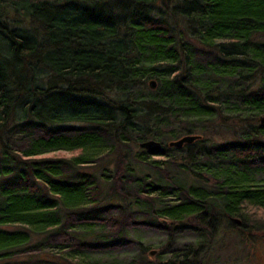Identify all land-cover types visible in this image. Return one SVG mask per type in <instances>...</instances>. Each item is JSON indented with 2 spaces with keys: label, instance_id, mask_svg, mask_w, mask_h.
I'll return each mask as SVG.
<instances>
[{
  "label": "trees",
  "instance_id": "obj_1",
  "mask_svg": "<svg viewBox=\"0 0 264 264\" xmlns=\"http://www.w3.org/2000/svg\"><path fill=\"white\" fill-rule=\"evenodd\" d=\"M262 38L264 0H0V264H207L220 224L263 231Z\"/></svg>",
  "mask_w": 264,
  "mask_h": 264
},
{
  "label": "rangeland",
  "instance_id": "obj_2",
  "mask_svg": "<svg viewBox=\"0 0 264 264\" xmlns=\"http://www.w3.org/2000/svg\"><path fill=\"white\" fill-rule=\"evenodd\" d=\"M176 26H186L185 22L178 19ZM188 35V34H187ZM184 40V37H183ZM264 41V38H262ZM187 43V40H184ZM212 55H205V59L211 58ZM233 135L229 128H223L219 130L217 140H227L232 139ZM139 220V218H138ZM141 220V219H140ZM264 222V219L260 220ZM229 228V230H227ZM264 228V226H263ZM237 229L231 227L226 223H222L218 227V234L215 238H212V243L209 244L207 249L208 253L202 255L199 253L198 256L204 257V262L207 264H264V229L263 231L251 230L245 234L243 239L239 238L237 235ZM127 236L132 240H137L141 242V245L146 248L145 255L150 257L149 254L155 251L156 254L161 248V244L165 242L166 236L162 233H157L153 230L146 228H136L131 229ZM179 246H184L185 250L192 245L196 240V236L189 234V231L181 233ZM254 240L255 242H250ZM221 243V245L218 244ZM195 243V242H194ZM148 247V248H147ZM140 250L134 248L130 250V253H138ZM156 254L152 257V261L156 262Z\"/></svg>",
  "mask_w": 264,
  "mask_h": 264
},
{
  "label": "water",
  "instance_id": "obj_3",
  "mask_svg": "<svg viewBox=\"0 0 264 264\" xmlns=\"http://www.w3.org/2000/svg\"><path fill=\"white\" fill-rule=\"evenodd\" d=\"M149 88L152 90H154L156 88L155 81L149 82ZM259 122H260V124L264 125V117H260ZM198 139H199L198 136L186 135V136H183L176 141L169 143V146L174 147V148H181L184 144H191ZM140 148L145 149L149 152H156L161 148V145L159 142L151 140V141H146V142L141 143ZM155 254H156L155 251L150 252L151 257H153Z\"/></svg>",
  "mask_w": 264,
  "mask_h": 264
},
{
  "label": "clouds",
  "instance_id": "obj_4",
  "mask_svg": "<svg viewBox=\"0 0 264 264\" xmlns=\"http://www.w3.org/2000/svg\"><path fill=\"white\" fill-rule=\"evenodd\" d=\"M264 217V213H261L260 216H258V218H262Z\"/></svg>",
  "mask_w": 264,
  "mask_h": 264
}]
</instances>
